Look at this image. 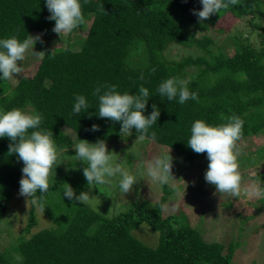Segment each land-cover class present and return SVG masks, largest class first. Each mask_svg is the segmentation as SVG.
Listing matches in <instances>:
<instances>
[{
  "label": "trees",
  "instance_id": "1",
  "mask_svg": "<svg viewBox=\"0 0 264 264\" xmlns=\"http://www.w3.org/2000/svg\"><path fill=\"white\" fill-rule=\"evenodd\" d=\"M262 1L0 0V229L16 189L31 202L0 264L231 263L233 241L205 240L185 214L164 217L134 202L106 216L84 204L110 150L71 161L76 167L62 174L40 176L26 164L52 145L73 153L74 140L132 136L124 130L183 161L231 156L233 143L262 136ZM225 13L246 19L257 42L232 36L224 47L204 32ZM68 25L78 38L16 70L32 35L43 44L41 37ZM173 45L199 53L171 59ZM37 209L51 225L37 228ZM142 224L158 233L155 246L132 234Z\"/></svg>",
  "mask_w": 264,
  "mask_h": 264
},
{
  "label": "rangeland",
  "instance_id": "2",
  "mask_svg": "<svg viewBox=\"0 0 264 264\" xmlns=\"http://www.w3.org/2000/svg\"><path fill=\"white\" fill-rule=\"evenodd\" d=\"M260 5L264 18V0ZM207 28L203 27L204 32L224 47L231 46L226 43L231 42L232 36L257 42L247 20L230 13ZM70 29V25L62 26L50 38L41 37L43 44L37 41L39 33L32 35L14 60L16 70L18 66L37 63L46 48L64 46L70 37L80 36L78 32L70 33ZM189 53L199 51L173 45L168 48L167 57L179 59ZM16 70L15 77L16 73L19 77L21 73ZM123 132L132 136L88 144L74 140L73 153L49 146L26 166L40 176L62 174L76 167L69 162L95 160L110 150L94 182L82 194L81 201L88 207L112 216L134 202H145L164 217L185 214L205 240L226 245L233 241L236 248L230 264H264V134L233 143L231 156L217 152L183 161L142 135ZM30 207L27 192L16 189L0 229V250L21 233ZM37 219V228L51 225L39 209ZM34 231L32 228L31 232ZM132 234L149 246L157 244L158 233L143 224L132 230Z\"/></svg>",
  "mask_w": 264,
  "mask_h": 264
}]
</instances>
